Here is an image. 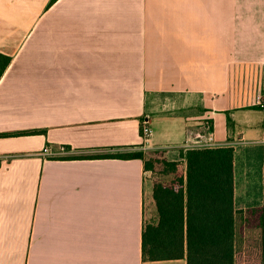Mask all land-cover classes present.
I'll list each match as a JSON object with an SVG mask.
<instances>
[{
  "label": "crops",
  "instance_id": "crops-1",
  "mask_svg": "<svg viewBox=\"0 0 264 264\" xmlns=\"http://www.w3.org/2000/svg\"><path fill=\"white\" fill-rule=\"evenodd\" d=\"M0 53V264H187L143 257L172 175L76 157L178 161L207 124L235 150L236 210L263 205L264 0H0Z\"/></svg>",
  "mask_w": 264,
  "mask_h": 264
},
{
  "label": "trees",
  "instance_id": "trees-1",
  "mask_svg": "<svg viewBox=\"0 0 264 264\" xmlns=\"http://www.w3.org/2000/svg\"><path fill=\"white\" fill-rule=\"evenodd\" d=\"M11 63L12 57L0 53V80ZM256 109L264 110L262 106ZM76 159H141L145 161L146 171H154L159 163L164 167L162 175L173 176L170 184L154 185L157 219L145 223V261L186 259L187 264H237L233 147L186 149L178 161L146 159L143 152L132 151L81 155ZM249 210L258 215L264 264V201L261 207Z\"/></svg>",
  "mask_w": 264,
  "mask_h": 264
},
{
  "label": "rangeland",
  "instance_id": "rangeland-1",
  "mask_svg": "<svg viewBox=\"0 0 264 264\" xmlns=\"http://www.w3.org/2000/svg\"><path fill=\"white\" fill-rule=\"evenodd\" d=\"M178 149H171L168 158L171 156H176L178 154ZM151 153V152H150ZM149 156L152 159L163 161L164 158L161 155L154 156V152ZM185 169V166L181 167ZM164 167L157 163L155 164L154 172L161 174ZM253 175L252 179L256 180V165H252ZM164 178V179H163ZM161 177L162 183L170 184L173 180ZM253 207L260 205V200L264 197V185L253 184V189L249 193ZM257 200H259L257 202ZM237 236H236V251H237V264H262V231L260 228V223L258 215L256 213L247 210H237Z\"/></svg>",
  "mask_w": 264,
  "mask_h": 264
},
{
  "label": "built area",
  "instance_id": "built-area-1",
  "mask_svg": "<svg viewBox=\"0 0 264 264\" xmlns=\"http://www.w3.org/2000/svg\"><path fill=\"white\" fill-rule=\"evenodd\" d=\"M259 106L264 108V99H260ZM153 135L151 128L150 118L146 117L142 122V136L148 141ZM185 149H196V148H216L218 147L214 129L210 124H207L204 131L197 132L192 138H189L184 144ZM45 152L48 155L55 154L50 148L46 149ZM61 153H65L66 149L61 148Z\"/></svg>",
  "mask_w": 264,
  "mask_h": 264
}]
</instances>
